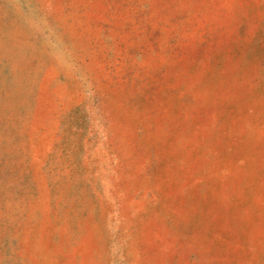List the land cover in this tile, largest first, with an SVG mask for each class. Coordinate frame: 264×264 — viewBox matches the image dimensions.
<instances>
[{
  "label": "rangeland",
  "instance_id": "obj_1",
  "mask_svg": "<svg viewBox=\"0 0 264 264\" xmlns=\"http://www.w3.org/2000/svg\"><path fill=\"white\" fill-rule=\"evenodd\" d=\"M0 264H264V0H0Z\"/></svg>",
  "mask_w": 264,
  "mask_h": 264
}]
</instances>
